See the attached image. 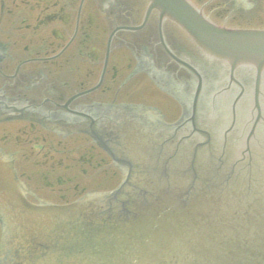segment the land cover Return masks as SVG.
Returning a JSON list of instances; mask_svg holds the SVG:
<instances>
[{
  "label": "water",
  "instance_id": "water-1",
  "mask_svg": "<svg viewBox=\"0 0 264 264\" xmlns=\"http://www.w3.org/2000/svg\"><path fill=\"white\" fill-rule=\"evenodd\" d=\"M152 6L233 66L264 67V31L219 28L187 0ZM212 107L174 125L107 120L96 137L123 179L65 205L29 202L0 155V264H264V117Z\"/></svg>",
  "mask_w": 264,
  "mask_h": 264
},
{
  "label": "flooded vegetation",
  "instance_id": "flooded-vegetation-1",
  "mask_svg": "<svg viewBox=\"0 0 264 264\" xmlns=\"http://www.w3.org/2000/svg\"><path fill=\"white\" fill-rule=\"evenodd\" d=\"M191 1L220 25L264 28V0ZM147 7L148 0H132V4L125 0H0V151L15 156L29 200L69 202L88 192L89 185L74 182L76 177L86 178L92 169L115 168L107 153L85 134L67 136L82 138L70 148L82 154L67 157L70 163L63 167L62 158L56 161L51 154L57 151L44 148L41 141H47V136L66 138L26 120L31 109L78 118L79 113L100 116L108 104H144L161 109L171 121L181 108L170 94L154 86L152 76H165L164 69L169 68L178 84V77L183 83L194 78L170 51L193 69L204 71V76H219L224 84L230 83L227 65L204 56L181 28L162 20L156 10L147 13ZM143 43L153 45L155 60L139 50ZM76 59L81 61L79 66L66 67ZM154 88L163 99L158 100ZM42 167L50 168L42 171ZM57 168H72L71 173L75 170L78 175L63 179ZM119 174L115 168L118 181ZM66 182L73 187L55 191V183L63 187ZM107 186L91 189L101 191Z\"/></svg>",
  "mask_w": 264,
  "mask_h": 264
},
{
  "label": "rangeland",
  "instance_id": "rangeland-1",
  "mask_svg": "<svg viewBox=\"0 0 264 264\" xmlns=\"http://www.w3.org/2000/svg\"><path fill=\"white\" fill-rule=\"evenodd\" d=\"M125 2H126V4H132V0H125ZM125 50L127 51L126 55L130 56L129 49L125 48ZM79 62H81L80 59H76L74 61H69V63H71V64L68 65V66L66 65V67L67 68H75V67L79 66ZM53 138H55V137H48L47 136L46 137L47 141H45V142L41 141V145L43 144L44 148H54L57 152H54V150H52L51 154L53 155V159L54 160H58V158L62 157L63 161H64V164L62 165L63 167H65L66 165L69 164V161H67L65 159L66 155H68L70 157H74V158H78L81 155V153H82L81 150L80 151L75 150V149L70 150L71 146L73 147L76 144H79L80 142H82L81 139L74 138V139H67V140L64 141V140H61L60 138H55V139H53ZM22 149L23 148H19L20 152H23ZM46 150H45V152H46ZM50 150L51 149H49V151ZM43 152H44V150H41V153H43ZM38 160H40V158ZM41 161H42V159H41ZM51 162H52V160L49 159L46 162V165L48 166ZM49 168L50 167L42 168V171L45 170V169H49ZM66 170H67V168H62V169L61 168H57L56 169L57 173L60 172V175L62 176L63 179H66V177L74 178L76 175H78V173L75 172V170H74L73 173H71L72 168H70L69 171H66ZM88 175L89 176L86 177V178L76 177L74 179V182L81 183L80 184L81 186H86L87 184L91 183V185H89L90 189H91L97 184L104 183V182H107V181L110 180V179L107 178V176H105V174L103 172H102V174H97L96 172L91 170ZM103 177H104V179H102ZM39 185H41V183H39ZM67 187L72 188L73 184L70 183V182H66V183H64L63 187L62 186L60 187L59 185H56V183H55V189H56L55 191H58L59 189L66 190ZM42 191L46 192L48 195L51 193L50 190H46V189L42 190ZM58 193H62V192H58Z\"/></svg>",
  "mask_w": 264,
  "mask_h": 264
}]
</instances>
